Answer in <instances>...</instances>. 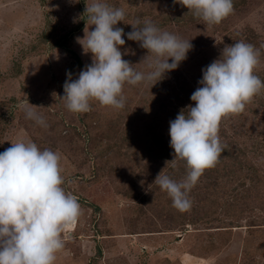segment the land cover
<instances>
[{"label":"rangeland","instance_id":"obj_1","mask_svg":"<svg viewBox=\"0 0 264 264\" xmlns=\"http://www.w3.org/2000/svg\"><path fill=\"white\" fill-rule=\"evenodd\" d=\"M242 1L219 24L189 25L187 15H194L173 0H104L125 11L116 25L125 33L120 50L137 71L148 70L147 50L127 39L137 19L190 40L193 48L154 86L125 84L123 109L92 101L91 111L73 113L61 99L63 85L66 73L75 80L92 63L77 37L90 25L85 9L95 0H0V153L20 141L57 153L62 186L82 209L62 230L65 246L55 264H264V221L247 208L264 202V161L248 153L253 141L264 139V107L255 96L243 112L222 119L220 141L232 154L220 175L204 171L189 193V210L173 207L154 183L161 171L171 172L157 143H170L173 110L195 106L190 97L201 86L202 69L226 45L243 40L260 51L257 68L264 73V0ZM28 103L47 127L26 118ZM237 147L246 157L238 160L250 162L241 170ZM181 162L174 171L185 167ZM255 171L261 183L237 199L239 183L248 187ZM249 221L259 226L249 228Z\"/></svg>","mask_w":264,"mask_h":264},{"label":"clouds","instance_id":"obj_2","mask_svg":"<svg viewBox=\"0 0 264 264\" xmlns=\"http://www.w3.org/2000/svg\"><path fill=\"white\" fill-rule=\"evenodd\" d=\"M207 24H219L234 11L233 0H173ZM90 25L84 37H77L84 54H92V63L73 80L71 72L63 85L66 108L73 113L91 111V102L116 109L125 107V84L154 86L165 74L178 68L192 50L190 40L161 30L151 21L136 20L127 39L147 50L141 72L123 59L124 29L116 27L125 19V11L104 0L86 5ZM88 26H94L89 30ZM260 51L243 40L226 45L218 59L202 69V79L188 105L170 121V147L173 162L185 164L186 175L174 180L156 176V183L172 200L177 210L190 209L189 193L206 169L215 167L224 151L219 137L223 118L239 114L251 99L264 90V81L255 74ZM171 59V63H169ZM141 62V63H142ZM151 86V87H152ZM28 103L26 118L47 127L42 115ZM60 156L50 149L41 150L34 142H15L0 153V264H55L64 246L63 228L82 214L75 195L62 186Z\"/></svg>","mask_w":264,"mask_h":264},{"label":"trees","instance_id":"obj_3","mask_svg":"<svg viewBox=\"0 0 264 264\" xmlns=\"http://www.w3.org/2000/svg\"><path fill=\"white\" fill-rule=\"evenodd\" d=\"M235 2L236 3L234 4V6H237V7H238L239 4H243L244 3L242 0H237ZM187 17H188V19L186 20L187 22L185 24H189V25L190 24H196V22L200 20V18H197L195 16L193 17L192 15H187ZM82 22H85V19H83ZM208 64H211V62L208 63ZM255 74L258 75L262 81H264V73L261 72L257 67L255 69ZM253 100L254 101L255 100L260 101V103L264 107V90H262L259 94L255 95ZM179 111H180V109L176 110V112H174V110H173L171 113L173 115H175V117H176L178 115ZM157 144H158V148L160 149L159 150L160 151L159 156H162V154H163V156L161 157V160L162 161L164 160L163 164L167 163V165L170 166V170L169 171H171V172H170L169 176L171 177V176H173V174L174 175L176 174V176L178 178V174L186 173V168L185 167L184 168L181 167L182 169H177V170L174 171V169H176L175 166H174V162L172 161L173 158H174V156H173L174 150L170 147V143L169 142H167V143L158 142ZM244 152H245L244 149H242L240 147H237L236 150H235L234 159H236V166L240 170L243 169L248 163H250L248 161V159H246L245 161H243L244 158L242 160H238V158H240V157H245ZM248 153L249 154L251 153L250 154L251 155V157H250L251 159H262L264 161V139H261L259 137L258 140L253 141L251 143V146H250V149H249ZM230 154H232L231 151L230 150L228 151L226 149V147H224V151L222 152L218 163L215 165V167H212V168L208 169L209 170L208 173H215V174L220 175L221 166L225 165L226 162H228V159H226V158H229ZM252 154L254 156H252ZM181 164L185 165L184 162H181ZM259 177H261V175H259L257 173V171H255V177H253L252 175L248 177L249 178L248 182L250 184L248 187H246V184H247L246 181H245L246 183L245 182L239 183V185H240L239 187H237V185H236V187H237L236 189H239V192H237V194H236L237 199H242L243 200V196H247V198H248L247 192L249 191V189L252 188V187H256L258 184L261 183V181H260L261 179H259ZM196 186H197V184H196ZM240 190L242 192H244V191L245 192L242 193V192H240ZM253 204L254 205H251V208H250L249 205H247V208L249 210H252V212H254L257 215L258 222L260 221V223H261L262 221H264V202L261 203V204H258V203L254 202ZM249 223H250L249 224V228H252V229H256L255 227L259 226V223L257 224L255 221H249ZM214 247L218 248V246H214Z\"/></svg>","mask_w":264,"mask_h":264}]
</instances>
